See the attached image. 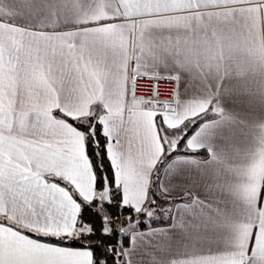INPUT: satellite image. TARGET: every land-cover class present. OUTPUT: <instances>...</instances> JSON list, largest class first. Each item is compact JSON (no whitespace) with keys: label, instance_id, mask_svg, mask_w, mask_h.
<instances>
[{"label":"crops","instance_id":"crops-1","mask_svg":"<svg viewBox=\"0 0 264 264\" xmlns=\"http://www.w3.org/2000/svg\"><path fill=\"white\" fill-rule=\"evenodd\" d=\"M25 2L0 0V29L22 22ZM48 2L44 33L85 88L69 98L42 80L32 101L63 103L73 118L106 110L126 199H143L151 173L167 193L162 203L191 201L207 223L195 245L169 244L160 233L144 264H264V0ZM131 63L136 73L176 79L173 108L134 107ZM202 115L186 153L165 158L180 137L163 134L159 122L176 129Z\"/></svg>","mask_w":264,"mask_h":264},{"label":"snow or ice","instance_id":"snow-or-ice-1","mask_svg":"<svg viewBox=\"0 0 264 264\" xmlns=\"http://www.w3.org/2000/svg\"><path fill=\"white\" fill-rule=\"evenodd\" d=\"M22 8L20 24L0 29V264H144L160 233L169 244L203 243L207 223L196 205L162 203L158 176L149 174L142 200L126 199L106 110L73 118L63 103L32 101L42 80L69 98L85 85L44 33L48 0Z\"/></svg>","mask_w":264,"mask_h":264},{"label":"built area","instance_id":"built-area-1","mask_svg":"<svg viewBox=\"0 0 264 264\" xmlns=\"http://www.w3.org/2000/svg\"><path fill=\"white\" fill-rule=\"evenodd\" d=\"M129 80L133 88L132 104L175 105L177 94V81L172 76H151L136 73L131 63Z\"/></svg>","mask_w":264,"mask_h":264},{"label":"trees","instance_id":"trees-1","mask_svg":"<svg viewBox=\"0 0 264 264\" xmlns=\"http://www.w3.org/2000/svg\"><path fill=\"white\" fill-rule=\"evenodd\" d=\"M208 116L202 115L198 118H196L195 120H193L192 122L186 123L183 126H181L180 128H176V129H169L164 127V125L159 122V128L161 129L162 133L171 137H180L177 143V154H181V153H186L185 152V141L189 134H191L199 125V123L201 124V122L203 120H205ZM159 118V117H158ZM183 142V143H181ZM173 152V151H172ZM196 154H203V153H196ZM167 155L165 156V158H167ZM157 176V175H156ZM156 176L154 177V180H156Z\"/></svg>","mask_w":264,"mask_h":264},{"label":"water","instance_id":"water-1","mask_svg":"<svg viewBox=\"0 0 264 264\" xmlns=\"http://www.w3.org/2000/svg\"><path fill=\"white\" fill-rule=\"evenodd\" d=\"M134 107L135 108H141V107H144V108H149V109H156V110H166V109H169L170 107H164L163 105H156V106H152V105H150V104H146V105H142V104H137V103H135L134 104ZM171 108H173V106H171Z\"/></svg>","mask_w":264,"mask_h":264}]
</instances>
